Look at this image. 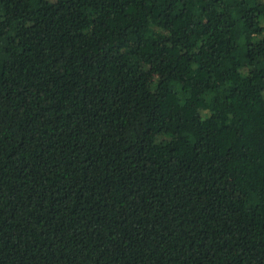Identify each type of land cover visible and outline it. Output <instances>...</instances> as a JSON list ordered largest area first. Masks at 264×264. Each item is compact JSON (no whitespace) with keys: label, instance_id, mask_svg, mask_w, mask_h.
Wrapping results in <instances>:
<instances>
[{"label":"trees","instance_id":"trees-1","mask_svg":"<svg viewBox=\"0 0 264 264\" xmlns=\"http://www.w3.org/2000/svg\"><path fill=\"white\" fill-rule=\"evenodd\" d=\"M0 264H264V0H0Z\"/></svg>","mask_w":264,"mask_h":264}]
</instances>
